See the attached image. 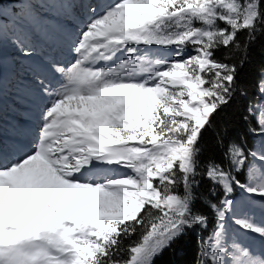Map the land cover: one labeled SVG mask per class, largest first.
Wrapping results in <instances>:
<instances>
[{"label": "snow or ice", "instance_id": "obj_1", "mask_svg": "<svg viewBox=\"0 0 264 264\" xmlns=\"http://www.w3.org/2000/svg\"><path fill=\"white\" fill-rule=\"evenodd\" d=\"M262 36L264 0H0V97L32 105L0 116V264H163L193 233L191 264H264Z\"/></svg>", "mask_w": 264, "mask_h": 264}, {"label": "trees", "instance_id": "obj_2", "mask_svg": "<svg viewBox=\"0 0 264 264\" xmlns=\"http://www.w3.org/2000/svg\"><path fill=\"white\" fill-rule=\"evenodd\" d=\"M7 4H10L7 3ZM221 52L217 53L220 58ZM264 64V36L258 37L257 42L249 50V63L245 65L241 73L242 82L249 84L256 76L259 66ZM247 103V98L237 96L234 103L216 118V127L209 129L205 136L203 146L206 153L216 148L217 129L227 128L228 136L233 139H240L245 135V126L239 119V113ZM196 245V236L191 234L178 241L163 257V264H191Z\"/></svg>", "mask_w": 264, "mask_h": 264}, {"label": "rangeland", "instance_id": "obj_3", "mask_svg": "<svg viewBox=\"0 0 264 264\" xmlns=\"http://www.w3.org/2000/svg\"><path fill=\"white\" fill-rule=\"evenodd\" d=\"M13 6L14 5L12 4L8 5L7 7L10 10ZM65 24L67 29H70V31L73 30V22L71 19L66 20ZM8 49H10V51ZM40 51L46 52V50L41 49L38 46V53ZM6 53L9 58L13 54L11 45H6ZM4 96L7 98V103L1 106L2 102L0 101V116H2L5 129L10 130L11 126L20 120L21 114L24 113L25 109L31 108L32 105L29 101H22L20 99V97L16 93L14 82L11 79L9 80L4 90L2 97ZM237 197L239 198V193H237ZM262 208H264V205H262L257 200L256 207L251 210L254 212L258 219L264 216V212L261 211ZM230 227L234 228L235 226L230 224ZM240 240L244 243L255 244L257 247H259L260 244V241L256 239L253 234H244L242 230L240 232Z\"/></svg>", "mask_w": 264, "mask_h": 264}, {"label": "bare ground", "instance_id": "obj_4", "mask_svg": "<svg viewBox=\"0 0 264 264\" xmlns=\"http://www.w3.org/2000/svg\"><path fill=\"white\" fill-rule=\"evenodd\" d=\"M68 31L69 32H71L70 31V29H68ZM41 49H44V50H46V51H48V48H47V46H45L44 44H40V45H38ZM9 51H10V49H8ZM8 51V52H9ZM7 54V53H6ZM0 101L2 102V104H1V106L2 105H5L6 103H7V98L4 96V97H0ZM0 106V107H1Z\"/></svg>", "mask_w": 264, "mask_h": 264}]
</instances>
